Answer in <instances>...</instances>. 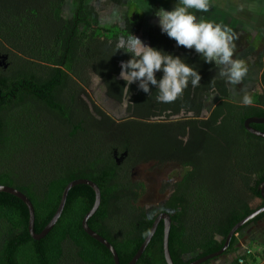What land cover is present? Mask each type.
<instances>
[{"label":"trees","instance_id":"trees-1","mask_svg":"<svg viewBox=\"0 0 264 264\" xmlns=\"http://www.w3.org/2000/svg\"><path fill=\"white\" fill-rule=\"evenodd\" d=\"M110 1L109 12L123 2ZM65 6L72 9L68 14ZM154 12L147 19L107 22L89 0H0V57L7 56L0 59V185L31 200L40 233L70 181H94L101 203L88 224L127 264L156 216L140 202L146 185L134 177L135 169L180 165L181 178L162 186L159 212L171 216L174 264H189L220 250L230 230L264 206L259 189L264 138L245 127L246 119L264 117V75L263 84L252 88L250 103L234 102L228 81L218 75L221 66L205 63L193 48L162 33ZM129 32L192 65L199 84H189L169 103L156 100L152 85L149 93L136 81L127 90L119 72L129 56L113 50ZM93 76L109 102L123 109L127 101L126 116L90 107L83 96ZM214 94L219 101L210 110L206 101ZM251 126L264 132V123ZM94 200L90 186H74L54 227L36 240L28 230L26 204L0 192V264H115L110 251L82 227ZM263 219L264 212L240 227L223 256L237 252V235ZM162 246L161 222L136 264H167ZM249 257L239 254L230 264H252Z\"/></svg>","mask_w":264,"mask_h":264},{"label":"rangeland","instance_id":"rangeland-1","mask_svg":"<svg viewBox=\"0 0 264 264\" xmlns=\"http://www.w3.org/2000/svg\"><path fill=\"white\" fill-rule=\"evenodd\" d=\"M215 1L219 3L217 5L221 10L212 11V9L208 8L207 12L191 11L195 12L198 19L212 20L226 25L230 29L233 28L231 30L239 28L238 30L243 32L241 25L253 27V30L244 31L237 43L233 42V58L243 61L247 69L246 73L239 83L231 84L228 82L233 101L245 104V97H248L251 101L254 85L258 82L263 84L264 34H261L255 28L258 25L264 26V4L260 5L261 2L264 3V0ZM89 2L93 4L96 13L103 20L111 22L115 17L123 18L125 16L131 19L139 17H146L147 19L148 15L157 8L163 7L166 10H170L176 0H123L122 6H119L113 12H109L111 7L110 0H89ZM77 4L76 2L75 6ZM71 10L68 6H65L64 13L68 14ZM141 40L144 42L143 39ZM136 84L138 85L139 82L136 81ZM83 97L92 109L94 105H97L113 117L126 116L125 107L127 106V101L123 103V109L119 105L109 102L105 97L101 80L97 76L92 77L91 84L85 88ZM218 101L217 95L214 94L206 101V105L211 110ZM183 173L184 168L175 163H168L162 167L152 164L138 166L134 171V177L143 181L146 185V192L140 201L141 204L147 207L151 214H157L159 206L163 202L164 194L161 190L163 184L168 181L179 180ZM243 232V237L237 235L239 238L237 252L221 256L219 259L214 260L212 264H230L239 254H250L251 257L248 260L252 264H264V259L262 258L264 245H260V243L264 244V219L257 224L250 225Z\"/></svg>","mask_w":264,"mask_h":264},{"label":"clouds","instance_id":"clouds-1","mask_svg":"<svg viewBox=\"0 0 264 264\" xmlns=\"http://www.w3.org/2000/svg\"><path fill=\"white\" fill-rule=\"evenodd\" d=\"M209 0H176L170 10L163 7L154 12L156 23L162 33L175 40L177 45L193 48L205 63L219 68L218 75L229 83L236 84L246 73L243 61L233 58L235 34L226 25L212 20L197 18L191 10L207 12ZM122 50L128 54L126 61L120 62L119 78L129 88L138 81V87L149 93V86H155L156 100L169 103L180 96L191 84L197 86L200 74L181 57L144 43L138 36L129 32L120 36L113 53ZM156 73H160L159 78ZM245 103H250L248 97Z\"/></svg>","mask_w":264,"mask_h":264},{"label":"water","instance_id":"water-1","mask_svg":"<svg viewBox=\"0 0 264 264\" xmlns=\"http://www.w3.org/2000/svg\"><path fill=\"white\" fill-rule=\"evenodd\" d=\"M7 56H1L0 59L4 60L6 59ZM2 63L0 62V65ZM252 123H264V117H250L248 119H246L245 121V127L246 129L251 132L252 134L258 136V137H262L264 138V132L260 131L254 127L251 126ZM126 154V153H124ZM80 184H85L90 186L93 191L95 192V200H94V204L92 206V208L85 214V216L82 219V227L84 229V231L91 236L92 238H94L95 240H97L98 242H100L101 244H103L112 254L113 260L115 264H121L120 260H119V256L118 253L116 251V249L114 248V246L106 239L104 238L102 235H100L99 233H97L96 231H94L93 229L90 228L88 221L89 219L96 213V211L98 210L100 203H101V190L99 188V186L92 180L87 179V178H78L75 180L70 181L64 188L61 198H60V202L58 204L57 210L55 212V214L53 215V217L51 218V220L48 222V224L45 226V228L40 232L37 233L35 231L34 225H35V209L34 206L31 202V200L20 190L8 186V185H0V192H6L9 194H12L16 197H18L19 199H21L27 206L28 208V212H29V222H28V230L30 235L36 239V240H40L43 237H45L50 230L54 227V225L56 224V222L58 221V219L60 218L66 201H67V197L69 194V191L76 185H80ZM259 189L261 192L262 197L264 198V181L262 183H260L259 185ZM262 212H264V206L259 208L258 210L252 212L251 214H249L248 216H246L245 218H243L240 222H238L228 233L226 241L223 245V247L214 252L211 253L209 255H206L202 258H199L189 264H201L202 262L209 260V259H213V258H217L219 256H223L224 252L228 249L231 239L232 237L236 234L237 230L242 227L244 224H246L247 222H249L250 220H252L253 218H255L256 216H258L259 214H261ZM163 223V254H164V258L167 264H174L172 257H171V253H170V249H169V237H170V229H171V216L169 214L168 211H162V212H158L154 218L153 224L149 230V233L147 234L145 240L143 241L142 245L140 246V248L138 249V251L136 252V254L133 256V258L127 263V264H136L137 261L140 259V257L142 256V254L145 252L146 248L148 247L150 241L152 240L158 226L160 223Z\"/></svg>","mask_w":264,"mask_h":264},{"label":"crops","instance_id":"crops-1","mask_svg":"<svg viewBox=\"0 0 264 264\" xmlns=\"http://www.w3.org/2000/svg\"><path fill=\"white\" fill-rule=\"evenodd\" d=\"M217 4H219L218 2H216L215 0H209V8L210 9H212V11H217V10H221V9H219V6L217 5ZM258 4H259V2H258ZM264 3L263 2H261L260 3V5H263ZM209 9V10H210ZM225 11H227V10H225ZM226 15H228V14H226ZM231 21H233V20H231ZM252 25H254L253 23H252ZM231 27V26H230ZM235 27V26H234ZM241 27L243 28V30L244 31H250V30H253V27H250L249 25H241ZM229 28V27H228ZM231 29H233V28H231ZM235 30H238L239 28H234ZM241 29V28H240ZM258 32H260L261 34H264V26H260V25H258V27H256L255 28ZM232 31H234V30H232ZM242 31V30H241ZM244 31L243 32H241L240 34H243L244 33ZM239 36H241V35H239Z\"/></svg>","mask_w":264,"mask_h":264},{"label":"flooded vegetation","instance_id":"flooded-vegetation-1","mask_svg":"<svg viewBox=\"0 0 264 264\" xmlns=\"http://www.w3.org/2000/svg\"><path fill=\"white\" fill-rule=\"evenodd\" d=\"M233 33L235 34V39H234L233 42H234V43H237L238 40L241 38V36H239V35H241V34L237 33L236 30H234ZM263 75H264V61H263V68H262V76H263ZM163 202H164V197H163ZM163 202L161 203V205L163 204ZM161 205H160V206H161ZM160 206H159V207H160Z\"/></svg>","mask_w":264,"mask_h":264}]
</instances>
